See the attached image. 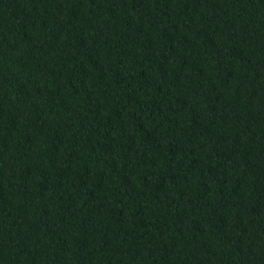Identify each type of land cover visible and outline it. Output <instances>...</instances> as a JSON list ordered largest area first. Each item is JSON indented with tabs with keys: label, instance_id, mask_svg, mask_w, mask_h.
Here are the masks:
<instances>
[{
	"label": "trees",
	"instance_id": "obj_1",
	"mask_svg": "<svg viewBox=\"0 0 264 264\" xmlns=\"http://www.w3.org/2000/svg\"><path fill=\"white\" fill-rule=\"evenodd\" d=\"M0 264H264V0H0Z\"/></svg>",
	"mask_w": 264,
	"mask_h": 264
}]
</instances>
